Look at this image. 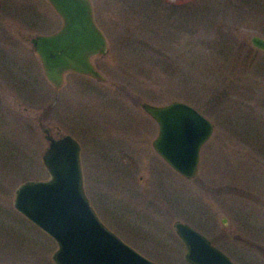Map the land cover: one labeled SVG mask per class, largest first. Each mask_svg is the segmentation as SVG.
<instances>
[{
	"label": "rangeland",
	"instance_id": "374dc122",
	"mask_svg": "<svg viewBox=\"0 0 264 264\" xmlns=\"http://www.w3.org/2000/svg\"><path fill=\"white\" fill-rule=\"evenodd\" d=\"M89 1L103 80L65 72L54 89L27 39L59 17L45 0H0V264H53L54 242L11 204L18 184L47 178L45 127L79 143L97 217L155 264H186L174 221L234 264H264V53L248 43L264 39V0ZM171 101L213 125L190 180L153 151L156 124L140 107Z\"/></svg>",
	"mask_w": 264,
	"mask_h": 264
},
{
	"label": "water",
	"instance_id": "95a60500",
	"mask_svg": "<svg viewBox=\"0 0 264 264\" xmlns=\"http://www.w3.org/2000/svg\"><path fill=\"white\" fill-rule=\"evenodd\" d=\"M61 21L50 34L27 39L39 60L45 80L55 89L65 72L100 78L91 58L107 52L103 33L96 26L89 0H45ZM249 45L264 53V39L252 35ZM156 124L151 148L184 179L196 175L199 151L213 132L212 123L192 106L171 101L163 105L140 103ZM46 141L40 161L43 180H25L13 192V209L45 233L55 244L53 264H155L123 242L97 217L84 192L80 145L69 134L53 136L42 129ZM224 223L225 219L222 218ZM173 229L184 247L186 264H234L202 233L181 221Z\"/></svg>",
	"mask_w": 264,
	"mask_h": 264
},
{
	"label": "trees",
	"instance_id": "16d2710c",
	"mask_svg": "<svg viewBox=\"0 0 264 264\" xmlns=\"http://www.w3.org/2000/svg\"><path fill=\"white\" fill-rule=\"evenodd\" d=\"M150 4H152L154 7H157V5L159 4V3H164L162 0H147ZM178 7H180V5H179V3H178V1H177V3H175L174 5H173V10L174 9H177ZM250 50H252V49H248V54H249V51ZM243 56V55H242ZM247 58H248V56L247 55H245V57H244V59L245 60H243V61H246L247 60ZM210 240V242L213 244V240L212 239H209Z\"/></svg>",
	"mask_w": 264,
	"mask_h": 264
},
{
	"label": "flooded vegetation",
	"instance_id": "af4514ba",
	"mask_svg": "<svg viewBox=\"0 0 264 264\" xmlns=\"http://www.w3.org/2000/svg\"><path fill=\"white\" fill-rule=\"evenodd\" d=\"M91 78V77H90ZM93 79H98V80H101L102 81V79H100V78H93ZM62 82H63V80H62ZM51 85V84H50ZM52 86V85H51ZM54 88V87H53ZM55 89V88H54ZM58 89V88H57ZM183 223H185V222H183ZM187 224V223H186ZM173 225V224H172ZM190 226V225H189ZM107 227V226H106ZM108 228V227H107ZM172 228H173V226H172ZM109 229V228H108ZM110 230V229H109ZM173 231H174V229H173ZM113 232V231H112ZM114 233V232H113ZM175 233V232H174ZM176 235V234H175ZM178 238V237H177ZM209 239V238H208ZM180 241V240H179ZM181 242V241H180ZM182 244V243H181ZM214 245V244H213Z\"/></svg>",
	"mask_w": 264,
	"mask_h": 264
}]
</instances>
